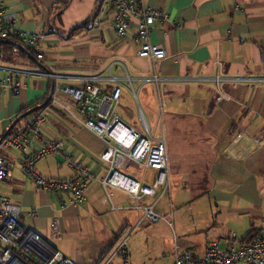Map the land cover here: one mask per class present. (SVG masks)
Here are the masks:
<instances>
[{
    "label": "crops",
    "instance_id": "1",
    "mask_svg": "<svg viewBox=\"0 0 264 264\" xmlns=\"http://www.w3.org/2000/svg\"><path fill=\"white\" fill-rule=\"evenodd\" d=\"M64 1L0 0L27 35L51 32L39 47L42 61L31 55L22 58L20 52L0 58V82L10 77L23 87L15 96L0 88V137L22 110L47 99L53 88V80L43 76L47 72L74 87L98 77L95 84L103 92L119 83L117 116L136 130L134 119L140 123L141 114L154 139L161 137L151 131L159 124L164 128L170 184L187 191L190 201L208 197L234 215H259L256 208L264 202V0H139L142 9H157L169 17L149 34L150 43L166 51V58L155 65L136 56L140 41L135 26L122 37L116 35L114 13H100L107 0H70L65 7ZM152 76L157 83L145 81ZM43 131L62 144V152L38 161L35 172L45 178H71L74 171L66 156L71 158L95 177L84 199L72 204L68 192L38 189L18 163H12L10 176L0 183V195L20 207L22 225L52 250L75 264H100L120 236L134 228L128 238L132 241L142 212L128 209L120 191L102 186L108 167L100 160L105 150L101 140L56 108L47 113ZM124 174L151 186L158 172L130 163ZM169 188H159L156 201L143 197L139 204L153 206L161 215L159 203L170 199ZM228 237L212 239L223 243ZM130 251L131 264H146L150 253L134 255V241ZM173 253L165 254L167 264L173 263ZM110 264H121V259Z\"/></svg>",
    "mask_w": 264,
    "mask_h": 264
},
{
    "label": "built area",
    "instance_id": "2",
    "mask_svg": "<svg viewBox=\"0 0 264 264\" xmlns=\"http://www.w3.org/2000/svg\"><path fill=\"white\" fill-rule=\"evenodd\" d=\"M110 10L114 13V30L118 37L124 36L130 26L137 28L136 38L140 41L136 52L138 58L148 60L152 65L166 58L165 48L151 44L149 34L156 24L169 22L168 14L157 9H142L139 0H107L100 7V13ZM17 23L14 14L6 12L0 4V40L14 35L32 48L37 60L42 61L39 47L51 32L27 35L17 27ZM43 76L53 80L50 100L46 106L28 117L22 126L14 127V131L0 142V183L10 176L12 168L11 160L3 154L14 151L18 154L20 171L31 178L38 189L68 192L72 204L84 199L85 190L95 181V177L91 170L71 158L66 156L67 164L74 171L71 178H45L35 172L38 161L62 152V144L49 139L43 131L47 113L50 108H56L74 124L103 142L105 150L100 160L107 165L108 170L101 184L104 189L114 188L126 196L128 209L142 212V218L136 227L143 222H167L164 216L154 213L153 206L139 204L143 197L155 198L156 201L157 190L163 188L164 191L170 185L165 140L152 138L141 114L140 123L146 136L127 126L117 116L115 109L121 97V84L117 83L111 92H103L95 84L98 77L90 78L82 87H74L64 84L63 77L59 75L47 72ZM111 81H115L114 78ZM145 81L157 83L158 78L152 76ZM0 88L8 90L13 96L19 95L23 89L19 82H13L10 77L0 82ZM130 163L157 171L153 184L142 185L126 176L124 172ZM20 215V207L0 195V264H75L52 250L41 238L23 226ZM167 224L171 226L170 223ZM51 229L54 234L58 233L56 221L52 222ZM133 231L134 228L124 232L100 264H110L115 258H120L121 264H131L127 242ZM172 264H264V230L246 244L237 243L234 236L226 238L223 243L206 237L203 251L199 255L175 245Z\"/></svg>",
    "mask_w": 264,
    "mask_h": 264
},
{
    "label": "rangeland",
    "instance_id": "3",
    "mask_svg": "<svg viewBox=\"0 0 264 264\" xmlns=\"http://www.w3.org/2000/svg\"><path fill=\"white\" fill-rule=\"evenodd\" d=\"M134 121L138 123L136 130L146 136L138 122V117H135ZM126 122L129 125L134 123L127 119ZM151 133L154 137L165 138L164 128L162 129L160 124L157 130L151 131ZM90 140L92 141V139ZM10 156L11 162L17 165L18 154L12 151ZM101 167L106 172L107 167L105 165ZM134 169L136 170L133 166L131 171H135ZM169 191L170 199L163 198L159 203V209L163 212L162 216H167L166 220L171 224V228L164 225L167 224L165 221L143 222L136 228L132 236L134 255L141 258L150 253L149 258L145 261L146 264H167L165 254L174 249V240L177 241L180 248L193 254H201L206 236L211 238L234 236L240 241L250 227L264 230V202L259 209L256 208L260 212L259 215L254 213L249 216H237L229 212L225 204L214 203L208 197L190 201L187 191L181 186L174 187L173 183L170 184ZM149 203L150 201L143 202V204ZM153 227L156 228L151 229ZM132 241L130 238L127 242L129 252H131Z\"/></svg>",
    "mask_w": 264,
    "mask_h": 264
},
{
    "label": "trees",
    "instance_id": "4",
    "mask_svg": "<svg viewBox=\"0 0 264 264\" xmlns=\"http://www.w3.org/2000/svg\"><path fill=\"white\" fill-rule=\"evenodd\" d=\"M70 2V0H65L63 6H67V4ZM86 25V24H85ZM20 46L22 48H20ZM16 52H20L21 57L22 58H26L28 55L34 56L36 58V53L33 51L32 48H30L28 45L24 44L20 39H18L16 36L14 35H9V37L6 40H0V58L4 57L5 55L10 59V57L12 56L13 53ZM37 60V58H36ZM45 98H42L40 100H38L37 102H35V104H33L30 107L25 108L24 110H22L18 116L22 115L23 113L27 112L29 109L37 106V105H42V107L46 106V104H44L45 102ZM17 116V117H18ZM14 131V129L12 130ZM11 131V132H12ZM10 132V133H11ZM9 133V134H10ZM2 137V136H1ZM0 137V138H1ZM262 232V230L260 229H251L241 240V243L246 244L249 243L255 236H257L258 234H260Z\"/></svg>",
    "mask_w": 264,
    "mask_h": 264
},
{
    "label": "water",
    "instance_id": "5",
    "mask_svg": "<svg viewBox=\"0 0 264 264\" xmlns=\"http://www.w3.org/2000/svg\"><path fill=\"white\" fill-rule=\"evenodd\" d=\"M51 92H52V86L50 88V93H49V96L47 97V99L45 100L44 104H46L50 97H51ZM42 107L41 106H37V107H34L32 109H29L27 112L23 113L22 115L18 116V118H16L9 126L8 128L5 130V132L3 133L2 137L0 138V142L7 137V135L14 129V127L17 126L18 122L23 119V118H26L28 115L36 112L37 110H39L40 108Z\"/></svg>",
    "mask_w": 264,
    "mask_h": 264
}]
</instances>
